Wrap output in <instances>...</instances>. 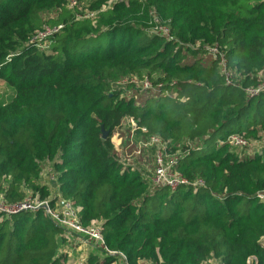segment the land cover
Here are the masks:
<instances>
[{
	"label": "trees",
	"instance_id": "16d2710c",
	"mask_svg": "<svg viewBox=\"0 0 264 264\" xmlns=\"http://www.w3.org/2000/svg\"><path fill=\"white\" fill-rule=\"evenodd\" d=\"M106 1L88 2L93 25L75 20L66 0H0V83L14 91L0 104L3 202H73L81 226L101 222L105 247L127 264H264V144L244 156L251 151L228 143L264 139V93L242 89L264 80V0H131L101 10ZM43 25L63 26L48 51L28 43ZM156 25L169 37L150 33ZM131 78L147 79L149 94L122 95L118 83ZM129 118L136 132L132 146L120 135L122 151L158 137L181 151L177 170L204 187L151 190L123 166L111 139ZM0 218V264H62L64 231L43 210ZM101 251L88 264L117 261Z\"/></svg>",
	"mask_w": 264,
	"mask_h": 264
},
{
	"label": "built area",
	"instance_id": "2783aa9c",
	"mask_svg": "<svg viewBox=\"0 0 264 264\" xmlns=\"http://www.w3.org/2000/svg\"><path fill=\"white\" fill-rule=\"evenodd\" d=\"M89 1L92 2V0H66L65 8L73 11L75 20H90L94 25L98 11L90 10L88 8ZM129 1L131 0H108L105 3L106 5L104 4L101 7V10H105L114 3L128 4ZM156 20V18L153 19L154 22H156ZM62 27V25L55 27L43 25L42 29L37 32L28 43L39 50L48 51L51 43V37L59 32ZM150 31L152 34H162V36L165 38L169 37L168 28L164 26L156 25L151 28ZM209 51H211L214 57L219 54L216 48H211ZM10 57L12 56H8L6 62H10ZM220 64L222 66L220 72L224 77L226 84H232L231 74L227 70L225 60L222 56ZM118 85L122 86L120 88L122 95L126 96L127 98H132L133 92H135L134 100L140 94H149L148 91L152 89V85L147 79L143 81H139L137 78H131V80L124 79L122 82H119ZM127 86H132L135 91L127 88ZM242 89L246 96L255 98L264 93V80H261L255 86L244 87ZM123 125H126V133L129 134L130 138L129 145L132 146V133L136 132V124L130 118L125 119L118 131H121V127ZM141 131L145 132L144 129H141ZM120 135L121 134L119 132L113 134L112 138L119 140V144L117 145L113 141L112 144L114 145L115 151L119 153L121 164L125 167H131L132 170L139 172L141 176L148 180L151 190L164 188L169 190V192L174 193L177 190L184 188L190 189L192 193H196L198 190L204 187V182L202 180L196 179L194 181H189L177 170L180 157L182 156L181 151L177 150L174 153L168 152L169 150L167 149V142L162 141L158 137L151 136L147 139V141H139L131 153L127 154L125 153L126 151H122L119 148V145L122 141ZM228 143L237 151L244 149L251 151V149L255 148V146L258 148L261 146V143L259 144L258 141V144L253 147L252 141L249 142L244 137L237 135L230 136ZM146 156H150L152 161V171L148 175L143 174L140 170L133 167L132 165V161L135 160L142 159L145 161ZM238 156L240 157L241 155L238 154ZM259 198L264 199L261 194L259 195ZM49 202V200H40L38 197H28L25 201L19 204L6 205L3 202V198L0 196V214L11 215L23 211L35 212L38 210H43L45 216L56 227H59L64 231L63 238L65 240V244L59 248L55 256V259L60 260L62 264H88L90 251L94 252V249L102 250L100 255L101 258L107 256L117 257L118 264H127L126 258L123 256V254L111 252L105 247L102 239L103 226L101 222L92 221L88 227H82L80 224L81 208L79 206L70 201L59 200L57 203H54L53 207H51ZM84 241L88 245L87 252L83 248ZM75 252L79 254L78 257H76ZM93 252L92 254H95ZM247 263L249 264L250 261ZM112 264L117 263L115 261ZM205 264L218 263H216L214 260H210Z\"/></svg>",
	"mask_w": 264,
	"mask_h": 264
},
{
	"label": "rangeland",
	"instance_id": "374dc122",
	"mask_svg": "<svg viewBox=\"0 0 264 264\" xmlns=\"http://www.w3.org/2000/svg\"><path fill=\"white\" fill-rule=\"evenodd\" d=\"M98 43L96 41H92L90 43V47H93L95 45H97ZM14 94V91L8 87L7 85H5L4 83H0V104L1 103H8L11 99H12V96ZM126 133V125H123L121 127V131H120V134H125ZM111 141H113L115 144H119V140H117L116 138H112ZM124 141V140H123ZM261 143H264V139L260 140L259 141V144ZM258 144L257 141H253V147ZM258 147L255 146V148L251 149V152L247 153V151L243 152L242 154H245L244 156H253L252 154L258 150L259 151V148L257 149ZM149 152V151H147ZM241 155V153H240ZM132 165L133 167L137 168L138 170H140L143 174H150L151 171H152V161H151V157L150 156H146V159L145 161H143L142 159H139V160H135V161H132ZM1 220V218H0ZM262 244H264V239H262ZM85 251L87 252L88 250V245L87 243L84 241V247ZM76 257L79 256L78 253H76ZM116 263L118 264V261H116ZM139 264H151L150 262H140Z\"/></svg>",
	"mask_w": 264,
	"mask_h": 264
},
{
	"label": "water",
	"instance_id": "95a60500",
	"mask_svg": "<svg viewBox=\"0 0 264 264\" xmlns=\"http://www.w3.org/2000/svg\"><path fill=\"white\" fill-rule=\"evenodd\" d=\"M101 132H102V139H106V137L108 136V132L107 131H104L102 128H101Z\"/></svg>",
	"mask_w": 264,
	"mask_h": 264
},
{
	"label": "crops",
	"instance_id": "0c3cea01",
	"mask_svg": "<svg viewBox=\"0 0 264 264\" xmlns=\"http://www.w3.org/2000/svg\"><path fill=\"white\" fill-rule=\"evenodd\" d=\"M93 251H90V255L92 254Z\"/></svg>",
	"mask_w": 264,
	"mask_h": 264
}]
</instances>
